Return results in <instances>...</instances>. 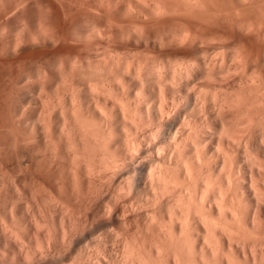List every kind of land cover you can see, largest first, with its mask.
Returning <instances> with one entry per match:
<instances>
[{
	"label": "clouds",
	"instance_id": "obj_1",
	"mask_svg": "<svg viewBox=\"0 0 264 264\" xmlns=\"http://www.w3.org/2000/svg\"><path fill=\"white\" fill-rule=\"evenodd\" d=\"M0 264H264V0H0Z\"/></svg>",
	"mask_w": 264,
	"mask_h": 264
}]
</instances>
